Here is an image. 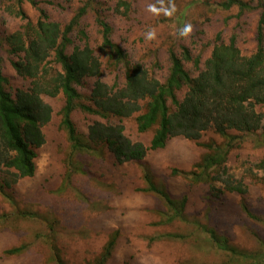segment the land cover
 Segmentation results:
<instances>
[{"label": "rangeland", "instance_id": "rangeland-1", "mask_svg": "<svg viewBox=\"0 0 264 264\" xmlns=\"http://www.w3.org/2000/svg\"><path fill=\"white\" fill-rule=\"evenodd\" d=\"M37 1L38 5L23 4L29 19L36 22L44 9L52 20L62 24L89 2ZM223 1L98 0L89 5L81 21L80 28L88 37L80 35V28L72 37L74 44L83 46L88 41L93 47L103 62L102 78L109 84L116 79L120 85L125 84L126 70L116 65L111 52L102 47L97 15L111 25L113 41L133 61L146 64L161 81L170 72L171 49L181 54L183 47H188L200 62L197 66L185 61V67L197 75L218 36L225 42L235 36L244 55L257 48L258 0H244L253 7L242 13L238 5L224 8ZM7 5L0 1L1 35L19 29L25 22L9 12ZM5 56L4 71L11 80L10 88L28 86V80L16 72L7 53ZM94 82L90 77L79 87L81 102L89 103ZM185 93V88L179 91L180 100ZM45 99L54 112L44 127L46 142L38 149L36 173L20 179L7 195L0 192V264H57L51 242L66 264H98L108 242L116 236L103 264H253L254 260L264 264V128L256 134L230 131L237 138L222 166L212 171L220 176L215 183H198L185 174L195 170L210 151L206 144L228 147L227 136L215 130L204 132L199 140L173 137L165 147L149 150L142 160L118 162L107 148L101 154L80 153L74 158L77 169L69 173L66 160L70 147L62 126L65 97L46 95ZM135 116L123 119L125 131L133 140L149 145L154 129L140 132ZM72 119L79 132L88 134L89 125L101 118L77 108ZM146 171L173 199L187 198L186 220H164L168 207L163 199L142 189L148 186ZM237 181L247 184L246 193L225 190L226 185ZM210 230L216 231L222 244L252 257L247 260L220 248ZM22 245L25 249L21 253L7 252Z\"/></svg>", "mask_w": 264, "mask_h": 264}, {"label": "trees", "instance_id": "trees-1", "mask_svg": "<svg viewBox=\"0 0 264 264\" xmlns=\"http://www.w3.org/2000/svg\"><path fill=\"white\" fill-rule=\"evenodd\" d=\"M0 1H6L8 11L25 20L19 29L0 34V192L3 195L20 179L36 173L38 149L46 142L44 127L52 120L54 112L46 95L63 94L65 97L62 126L70 147L66 160L69 173L77 169L74 158L80 153L101 154L107 148L118 162L142 160L149 150L165 147L173 137L199 140L204 132L215 130L227 136L228 147L206 144L210 151L196 164L195 170L185 173L195 182L215 183L220 176L212 171L222 166L237 138L230 131L256 134L264 128V0H258L261 12L257 48L252 54L242 53L235 36L229 42L218 36L204 68L193 75L185 67V61H193L198 66L200 59L194 58L188 47H183L181 54L171 49V67L165 81L157 78L143 62L133 61L128 52L113 41L109 22L97 15L102 47L111 52L116 65L121 64L126 70L123 85L118 79L109 84L102 78L103 62L87 40L83 46L74 44V30L80 28L89 5L98 0H89L66 24L52 20L44 9L36 22L29 19L23 4L38 5L37 0ZM221 4L226 9L238 5L241 13L253 7L244 0H225ZM78 31L88 37L84 28ZM5 53L16 72L28 80V86L10 88L11 80L4 71ZM90 77H94L95 82L88 96L89 103H84L79 87ZM184 88L186 93L180 100L178 93ZM77 108L101 118L89 125L88 134L79 132L72 119ZM134 115L140 132L154 129L149 145L127 135L123 119ZM113 118L119 121L114 122ZM177 171L174 169V173ZM144 179L148 186L142 189L159 195L168 207L164 220L187 219L186 197L173 199L153 182L148 171ZM225 190L244 194L248 187L243 181H237L226 185ZM210 232L220 248L247 260L252 257L236 247L222 244L215 230ZM116 237L108 242L98 264H103L111 254ZM51 243L53 260L66 264L54 242ZM24 249L25 245L16 246L7 252L16 254ZM252 262L257 264V260Z\"/></svg>", "mask_w": 264, "mask_h": 264}]
</instances>
